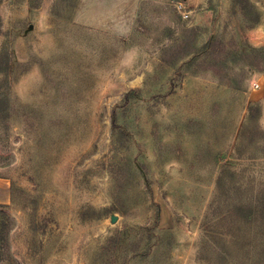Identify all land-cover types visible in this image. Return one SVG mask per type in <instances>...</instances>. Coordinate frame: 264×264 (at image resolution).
<instances>
[{
	"label": "rangeland",
	"instance_id": "374dc122",
	"mask_svg": "<svg viewBox=\"0 0 264 264\" xmlns=\"http://www.w3.org/2000/svg\"><path fill=\"white\" fill-rule=\"evenodd\" d=\"M250 1L0 0V264H264Z\"/></svg>",
	"mask_w": 264,
	"mask_h": 264
},
{
	"label": "trees",
	"instance_id": "16d2710c",
	"mask_svg": "<svg viewBox=\"0 0 264 264\" xmlns=\"http://www.w3.org/2000/svg\"><path fill=\"white\" fill-rule=\"evenodd\" d=\"M235 6H237V9L234 10ZM232 13H237L239 15V21L243 25V28H251L254 27L260 19V14L257 11L255 5L250 0H232L231 10ZM211 42V41H210ZM245 44V42L243 43ZM209 43L207 44V46ZM246 46V44H245ZM248 46V45H247ZM250 56V62L254 67L259 68L264 61L261 56V49H255L254 47H251L250 52H248ZM0 64L3 66H6V62L1 59ZM4 97L1 98V101H3ZM2 108H0V118H2ZM113 123L115 122V115L112 118ZM115 124V123H114ZM14 199V193L12 185L10 184V202ZM1 207L8 206V204H1ZM156 211L154 214V222H155V228L157 227V222L159 219V206L155 204ZM113 210H119V208L115 207ZM122 211V210H121ZM123 212V211H122ZM140 229L145 227H139ZM126 229L116 232L115 234L111 235L109 238H107L106 243L103 245L101 254L103 256V259L99 260V264H125L123 262H118L117 256H119V252L122 250L124 251L126 249V246L130 243H126ZM6 238V237H5ZM4 238V240H5ZM148 240L145 242V247L143 250V255H145L148 251L149 244H150V238L149 236L146 237ZM107 255H110V257L105 258ZM143 258V257H142Z\"/></svg>",
	"mask_w": 264,
	"mask_h": 264
},
{
	"label": "crops",
	"instance_id": "0c3cea01",
	"mask_svg": "<svg viewBox=\"0 0 264 264\" xmlns=\"http://www.w3.org/2000/svg\"><path fill=\"white\" fill-rule=\"evenodd\" d=\"M10 202V180L0 176V203L8 204Z\"/></svg>",
	"mask_w": 264,
	"mask_h": 264
},
{
	"label": "built area",
	"instance_id": "2783aa9c",
	"mask_svg": "<svg viewBox=\"0 0 264 264\" xmlns=\"http://www.w3.org/2000/svg\"><path fill=\"white\" fill-rule=\"evenodd\" d=\"M253 86H254V87H258V86H259V83L255 81V82L253 83Z\"/></svg>",
	"mask_w": 264,
	"mask_h": 264
},
{
	"label": "water",
	"instance_id": "95a60500",
	"mask_svg": "<svg viewBox=\"0 0 264 264\" xmlns=\"http://www.w3.org/2000/svg\"><path fill=\"white\" fill-rule=\"evenodd\" d=\"M115 220V216H112V221H114Z\"/></svg>",
	"mask_w": 264,
	"mask_h": 264
}]
</instances>
